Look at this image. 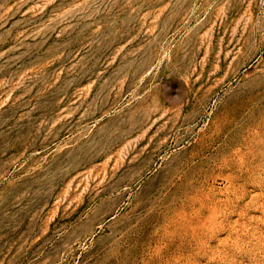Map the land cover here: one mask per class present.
<instances>
[{
    "label": "rangeland",
    "instance_id": "1",
    "mask_svg": "<svg viewBox=\"0 0 264 264\" xmlns=\"http://www.w3.org/2000/svg\"><path fill=\"white\" fill-rule=\"evenodd\" d=\"M0 264H264V0H0Z\"/></svg>",
    "mask_w": 264,
    "mask_h": 264
}]
</instances>
